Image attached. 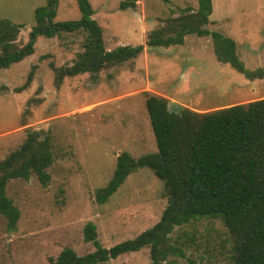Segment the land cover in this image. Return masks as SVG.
<instances>
[{
	"label": "rangeland",
	"instance_id": "rangeland-1",
	"mask_svg": "<svg viewBox=\"0 0 264 264\" xmlns=\"http://www.w3.org/2000/svg\"><path fill=\"white\" fill-rule=\"evenodd\" d=\"M101 28L104 50L142 45L129 61L65 77L56 87L50 67L70 66L82 51L81 33L38 37L33 53L0 70V162L26 134L46 138L50 163L40 176L12 178L3 186L8 212L0 214V264H49L62 250L77 256L95 251L84 228L107 249L151 228L166 204L162 182L147 168L130 173L104 201L97 192L110 180L116 157L156 151L144 93L168 107L206 113L264 99V78L248 81L218 63L208 36L185 34L181 43L146 48L149 32L168 19L194 13L199 0H85ZM203 27L235 43L246 70L264 66V0H209ZM45 0H0V19L19 26L22 46ZM184 14V15H185ZM80 17L76 0H57L53 22ZM31 71L28 85L21 89ZM167 264H231V240L220 218L203 217L175 227ZM99 264H150L146 247Z\"/></svg>",
	"mask_w": 264,
	"mask_h": 264
},
{
	"label": "trees",
	"instance_id": "trees-1",
	"mask_svg": "<svg viewBox=\"0 0 264 264\" xmlns=\"http://www.w3.org/2000/svg\"><path fill=\"white\" fill-rule=\"evenodd\" d=\"M80 17L74 21L53 22L57 0H45L34 10V25L24 45L15 44L19 26L0 19V70L33 53L36 38H53L81 33L82 51L67 67L53 68L57 87L65 77L101 70L134 59L143 49L118 46L104 50L101 28L92 20L85 0H76ZM133 6V3H122ZM185 14V13H184ZM168 19L165 27L149 32L144 46L169 47L181 43L185 34L208 36L218 63L227 64L248 81L264 78V66L246 70L236 55L235 43L203 28L210 14L209 0H199L194 13ZM28 73L25 88L30 79ZM144 107L156 151L137 159L121 153L107 185L97 192L99 201L112 195L124 179L140 168L149 169L162 182L166 204L159 220L135 238L101 248L94 227L84 228L85 242L95 251L77 256L62 250L49 264H99L146 247L150 264H167L175 248L169 234L175 227L203 217L220 218L231 240V264H264V99L206 113L182 107L169 108L167 101L144 93ZM39 133L26 134L23 144L0 162V214L8 212L4 183L12 178L37 176L50 163L48 141Z\"/></svg>",
	"mask_w": 264,
	"mask_h": 264
},
{
	"label": "water",
	"instance_id": "water-1",
	"mask_svg": "<svg viewBox=\"0 0 264 264\" xmlns=\"http://www.w3.org/2000/svg\"><path fill=\"white\" fill-rule=\"evenodd\" d=\"M125 3H132L134 0H123Z\"/></svg>",
	"mask_w": 264,
	"mask_h": 264
}]
</instances>
